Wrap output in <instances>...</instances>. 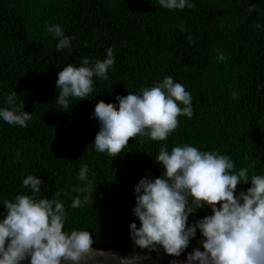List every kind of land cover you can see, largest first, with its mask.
Here are the masks:
<instances>
[{"label": "trees", "instance_id": "1", "mask_svg": "<svg viewBox=\"0 0 264 264\" xmlns=\"http://www.w3.org/2000/svg\"><path fill=\"white\" fill-rule=\"evenodd\" d=\"M192 2V9L171 11L158 0H0V107L16 92L17 104L33 117L25 128L0 120V214L6 200L30 194L22 180L35 175L43 180L42 196L61 193L66 230L85 229L93 247L126 253L132 252L129 225L135 220L139 227L134 186L146 174L162 175L154 158L165 144L169 151L182 144L218 150L236 170L254 162L250 174H264V0ZM54 24L71 38L70 49H56L47 32ZM109 47L116 58L109 79L94 77L93 93L62 110L55 101L58 72L80 66L83 57L103 60ZM218 51L226 62L217 60ZM168 76L190 92L193 117L180 116L166 141L129 138L114 159L97 153L96 103L114 104L115 97L139 94ZM84 164L93 192L72 209L73 198H84L72 191L84 187L77 179ZM250 186L239 185L237 193ZM211 214L198 210L189 223ZM196 246L192 240L187 251Z\"/></svg>", "mask_w": 264, "mask_h": 264}, {"label": "clouds", "instance_id": "2", "mask_svg": "<svg viewBox=\"0 0 264 264\" xmlns=\"http://www.w3.org/2000/svg\"><path fill=\"white\" fill-rule=\"evenodd\" d=\"M158 4L171 11L195 7L192 0H158ZM249 11L255 7L250 6ZM47 32L57 39L58 51L71 48L72 40L61 25H48ZM188 39L192 40L191 35ZM217 60L226 62L227 57L218 51ZM115 62L114 50L109 47L103 60L90 62L83 57L80 66H64L55 82L59 93L56 103L68 110L73 103L88 98L94 91L93 78L107 81ZM5 104L7 107H0V120L27 127L33 117L24 104H17L16 92L5 97ZM193 115L190 92L168 76L139 94L115 97L114 104L98 101L92 118L98 121L99 131L92 144L97 153L114 159L129 145V138L166 141L178 128L180 116L191 119ZM154 160L162 166V175L154 178L146 174L134 186L132 212L139 227L135 220L129 225L130 255L93 248L92 235L85 229L66 230L68 212L59 198L61 193L42 196V178L27 175L22 185L30 194H17L3 204L0 264H143L151 258L142 254L144 250L157 255L163 250L174 258L170 264H264V174H250L254 162L236 170L234 161L218 150L201 151L188 144L170 151L165 144ZM77 179L84 187L72 191L84 194V198H73L72 209L91 199L87 164L80 167ZM249 182L246 191L237 193L239 185ZM206 208L211 215L189 223L190 216ZM192 240L197 246L189 252Z\"/></svg>", "mask_w": 264, "mask_h": 264}, {"label": "water", "instance_id": "3", "mask_svg": "<svg viewBox=\"0 0 264 264\" xmlns=\"http://www.w3.org/2000/svg\"><path fill=\"white\" fill-rule=\"evenodd\" d=\"M93 248H97V247H93ZM97 249H102L104 251H114L119 256H128L132 253V252L121 253L117 250H112V249H103V248H97ZM146 256H150L151 258L145 260L143 264H170V261L174 259L172 257L165 255L163 251H161L159 255H157V253H152V254H146ZM179 259H183V256ZM22 264H28V261H24L22 262ZM62 264H64V262H62ZM68 264H71V262H68Z\"/></svg>", "mask_w": 264, "mask_h": 264}]
</instances>
